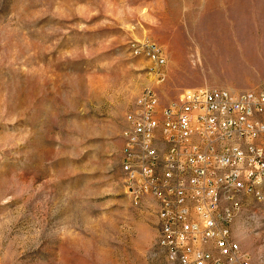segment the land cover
I'll use <instances>...</instances> for the list:
<instances>
[{"label": "rangeland", "instance_id": "1", "mask_svg": "<svg viewBox=\"0 0 264 264\" xmlns=\"http://www.w3.org/2000/svg\"><path fill=\"white\" fill-rule=\"evenodd\" d=\"M217 88L264 90V0H0V264H171L127 190L128 115ZM261 190L231 224L252 264Z\"/></svg>", "mask_w": 264, "mask_h": 264}, {"label": "built area", "instance_id": "2", "mask_svg": "<svg viewBox=\"0 0 264 264\" xmlns=\"http://www.w3.org/2000/svg\"><path fill=\"white\" fill-rule=\"evenodd\" d=\"M139 112L146 120L139 114L127 120L133 131L124 132L121 169L137 205L139 194L153 189L147 198L163 246L172 242L184 264H252L231 224L245 192L263 198L264 90L192 89L165 106L152 98ZM216 116H232L230 129L215 127ZM165 126H172V135H165ZM142 155H149V164H142ZM127 168L140 171L136 191H129Z\"/></svg>", "mask_w": 264, "mask_h": 264}, {"label": "bare ground", "instance_id": "3", "mask_svg": "<svg viewBox=\"0 0 264 264\" xmlns=\"http://www.w3.org/2000/svg\"><path fill=\"white\" fill-rule=\"evenodd\" d=\"M152 98L154 97L151 93H147L145 96H143L137 104V109L135 111H132L128 115V120L129 117H133V114H139V120H146V112H139V108L140 106H142V109H149V105L151 104ZM231 123H232V116L215 117V127H220V129H230ZM125 131H133V123H131V121H130V126L126 128ZM165 135H172V126H165ZM125 148H126V138H125L124 149ZM160 161H167V154H160ZM142 164H149V155H142ZM127 177H130L131 179V182L129 184V191H136L137 187L140 186V171L137 170L136 168H127ZM262 183L264 182H261V184ZM127 190H128V185H127ZM248 192H252V191H248ZM130 195L133 197V194ZM146 197H153V189H145V194H139V201L142 202ZM157 245L164 251L168 261L171 264H184L183 260H181L180 254H176V248L175 246H173L172 242H165V246H163L162 236H158Z\"/></svg>", "mask_w": 264, "mask_h": 264}]
</instances>
